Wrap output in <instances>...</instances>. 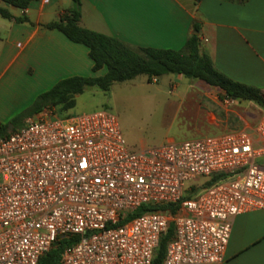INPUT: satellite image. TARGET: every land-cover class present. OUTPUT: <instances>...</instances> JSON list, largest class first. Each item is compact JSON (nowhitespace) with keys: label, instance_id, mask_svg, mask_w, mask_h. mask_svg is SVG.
<instances>
[{"label":"built area","instance_id":"obj_1","mask_svg":"<svg viewBox=\"0 0 264 264\" xmlns=\"http://www.w3.org/2000/svg\"><path fill=\"white\" fill-rule=\"evenodd\" d=\"M255 133L133 151L109 110L44 109L0 138V264H40L64 239L61 264H153L171 225L162 264H224L235 219L264 210V116ZM220 174L233 178L184 200ZM143 206L175 211L130 219Z\"/></svg>","mask_w":264,"mask_h":264},{"label":"crops","instance_id":"obj_2","mask_svg":"<svg viewBox=\"0 0 264 264\" xmlns=\"http://www.w3.org/2000/svg\"><path fill=\"white\" fill-rule=\"evenodd\" d=\"M0 7L28 20L0 22V129L7 126L11 133L38 115L18 120L40 95L69 78L102 77L106 69L94 73L87 47L45 28L73 7L72 0H38L26 10L0 1ZM81 26L134 50L181 51L198 36L201 55L216 70L264 95V0H82ZM198 83V106L207 124L184 126L192 138L187 140L236 130L255 136L264 115L251 117L252 107L235 106L220 88ZM224 264H264V210L235 219Z\"/></svg>","mask_w":264,"mask_h":264},{"label":"trees","instance_id":"obj_3","mask_svg":"<svg viewBox=\"0 0 264 264\" xmlns=\"http://www.w3.org/2000/svg\"><path fill=\"white\" fill-rule=\"evenodd\" d=\"M0 1L17 9L26 10L33 2L38 0ZM72 1L73 7L58 21L46 25L45 28L59 31L71 42L87 47L90 57L94 62L93 72L97 73L106 69V74L102 77H73L61 81L50 91L40 95L33 107L19 116L18 120L39 114L46 108H59L66 113L76 107V97L83 94L86 89L98 88L100 91L108 93L115 84L133 81L140 76H146L150 83L154 79H161L169 75L202 81L211 87L220 88L230 99L252 102L264 109V95L261 90L233 81L216 70L210 58L201 55L198 36L192 37L181 51L156 50L151 48L134 50L114 37L84 29L81 26L82 0ZM195 1L201 2L202 0ZM226 1L246 2V0ZM0 16L7 20L15 19L7 9L2 7H0ZM15 20L19 23L28 21L26 18ZM16 121L17 119L13 120L12 124L14 125ZM11 133L8 132V127L4 126L0 129V138L7 137ZM231 178L233 176L227 174L215 175L211 179H208L209 182L205 189L220 182L228 181ZM198 194L185 196L184 200L194 198ZM153 210H170L174 212L175 208L143 206L131 215L130 219ZM173 237L174 228L171 225L160 242L153 264L163 263L168 244ZM72 243L71 239L59 241L41 259L40 264H61L65 250Z\"/></svg>","mask_w":264,"mask_h":264},{"label":"rangeland","instance_id":"obj_4","mask_svg":"<svg viewBox=\"0 0 264 264\" xmlns=\"http://www.w3.org/2000/svg\"><path fill=\"white\" fill-rule=\"evenodd\" d=\"M0 22L5 24L8 21L0 16ZM198 82L169 75L150 83L146 76H140L133 81L115 84L108 93L98 88L86 89L77 97V106L70 112L54 109L58 115L65 117L109 110L119 118L129 148L142 151L161 147L172 139L176 142L192 139L184 126L197 128L207 124L206 116L198 106ZM233 103L235 106L244 104L252 107L249 110L251 117L258 119L264 115V109L254 103ZM208 182L204 178L192 181L186 188L185 196L200 193Z\"/></svg>","mask_w":264,"mask_h":264}]
</instances>
